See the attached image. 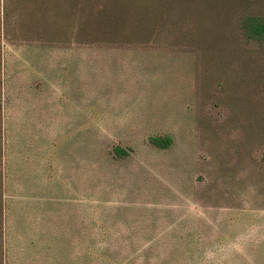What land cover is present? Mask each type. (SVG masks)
Instances as JSON below:
<instances>
[{"label": "rangeland", "instance_id": "374dc122", "mask_svg": "<svg viewBox=\"0 0 264 264\" xmlns=\"http://www.w3.org/2000/svg\"><path fill=\"white\" fill-rule=\"evenodd\" d=\"M251 18L264 0H0V264H264Z\"/></svg>", "mask_w": 264, "mask_h": 264}, {"label": "trees", "instance_id": "16d2710c", "mask_svg": "<svg viewBox=\"0 0 264 264\" xmlns=\"http://www.w3.org/2000/svg\"><path fill=\"white\" fill-rule=\"evenodd\" d=\"M245 29L250 37L264 39V20L255 18L248 19ZM149 143L157 149H167L170 147L172 140L167 136H152L149 138ZM114 152L118 157L127 156V152L120 147H116Z\"/></svg>", "mask_w": 264, "mask_h": 264}]
</instances>
